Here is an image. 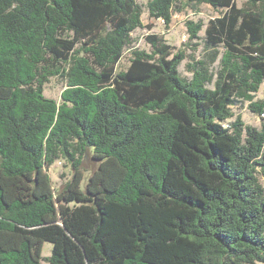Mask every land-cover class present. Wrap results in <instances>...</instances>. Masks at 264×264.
I'll use <instances>...</instances> for the list:
<instances>
[{
    "label": "trees",
    "instance_id": "obj_1",
    "mask_svg": "<svg viewBox=\"0 0 264 264\" xmlns=\"http://www.w3.org/2000/svg\"><path fill=\"white\" fill-rule=\"evenodd\" d=\"M201 4L221 12L186 78L157 34L133 47L136 0H0V264H42L45 242L47 264H264V124L233 110H264V0L147 6L170 26ZM203 28L188 20L189 39ZM60 159L73 172L57 190Z\"/></svg>",
    "mask_w": 264,
    "mask_h": 264
},
{
    "label": "rangeland",
    "instance_id": "obj_2",
    "mask_svg": "<svg viewBox=\"0 0 264 264\" xmlns=\"http://www.w3.org/2000/svg\"><path fill=\"white\" fill-rule=\"evenodd\" d=\"M142 9L143 25L135 29L132 33L133 47L151 51V45L146 37L150 34H157L166 40L170 45L175 47V50H184L187 58L180 65V73L183 77L190 78L191 73L188 70L187 64L192 58H201L205 53V27L208 21L216 17L221 10L215 9L208 4H201L197 6L189 5L183 10L175 9L173 21L170 26H166L164 22L159 19H154L149 16L147 3L149 0H136ZM246 0H236L238 6L245 5ZM194 20L195 22H202L203 30L200 32V39L190 40L187 30V21ZM198 44V45H197ZM130 62V52L127 49L123 58L119 62L118 70H124L128 67ZM213 86V85H212ZM66 88V81L61 77H52L49 82L45 84L44 93L47 97L61 100V93ZM257 100L264 99V84L256 96ZM236 114H240L246 123L261 127L264 120L253 112L248 107V103H238L233 108ZM98 161L93 158V153L90 150L84 157L82 163V170L85 174V181L89 175L96 169ZM47 171L51 176L53 187L60 190L64 183L72 176V166L64 159L57 160L52 166L47 167ZM262 185L264 186V177L259 176ZM53 244L45 242L42 252V264H47L48 257L51 255ZM262 264V263H256Z\"/></svg>",
    "mask_w": 264,
    "mask_h": 264
},
{
    "label": "built area",
    "instance_id": "obj_3",
    "mask_svg": "<svg viewBox=\"0 0 264 264\" xmlns=\"http://www.w3.org/2000/svg\"><path fill=\"white\" fill-rule=\"evenodd\" d=\"M159 20H161L162 22H164L163 19H159ZM260 118L264 120V110H263L262 113L260 114Z\"/></svg>",
    "mask_w": 264,
    "mask_h": 264
}]
</instances>
